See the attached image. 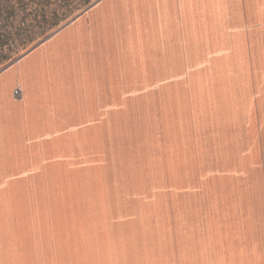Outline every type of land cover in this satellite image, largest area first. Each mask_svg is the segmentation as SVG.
<instances>
[{
    "label": "crops",
    "instance_id": "0c3cea01",
    "mask_svg": "<svg viewBox=\"0 0 264 264\" xmlns=\"http://www.w3.org/2000/svg\"><path fill=\"white\" fill-rule=\"evenodd\" d=\"M19 1L0 0V264L107 261L87 257L100 247L264 264V0ZM154 72L170 174L38 173L52 140Z\"/></svg>",
    "mask_w": 264,
    "mask_h": 264
},
{
    "label": "rangeland",
    "instance_id": "374dc122",
    "mask_svg": "<svg viewBox=\"0 0 264 264\" xmlns=\"http://www.w3.org/2000/svg\"><path fill=\"white\" fill-rule=\"evenodd\" d=\"M146 88H131L129 102L116 107L113 118L52 140L48 163L38 173L72 175L170 174V113L161 108L167 92L158 87V72ZM157 75V79L154 77ZM156 83V84H155ZM134 254L158 255V248ZM63 250H60V254ZM87 257L107 261L79 264H133L117 262L133 252L100 247ZM65 254V253H64ZM53 259V258H52ZM52 264H69L52 263Z\"/></svg>",
    "mask_w": 264,
    "mask_h": 264
},
{
    "label": "trees",
    "instance_id": "16d2710c",
    "mask_svg": "<svg viewBox=\"0 0 264 264\" xmlns=\"http://www.w3.org/2000/svg\"><path fill=\"white\" fill-rule=\"evenodd\" d=\"M42 2H43V0H39L40 5H42L41 4ZM49 3H50V0H49ZM36 5H37V3H36ZM19 9H20V14L24 15L25 14V12H24V9H25V1L24 0H20L19 1Z\"/></svg>",
    "mask_w": 264,
    "mask_h": 264
},
{
    "label": "built area",
    "instance_id": "2783aa9c",
    "mask_svg": "<svg viewBox=\"0 0 264 264\" xmlns=\"http://www.w3.org/2000/svg\"><path fill=\"white\" fill-rule=\"evenodd\" d=\"M18 93H19L18 90H15V91H14V94H15V95H18Z\"/></svg>",
    "mask_w": 264,
    "mask_h": 264
}]
</instances>
